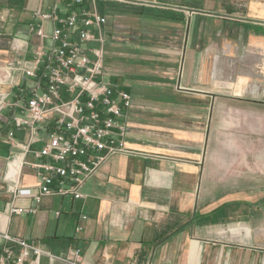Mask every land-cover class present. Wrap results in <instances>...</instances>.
Here are the masks:
<instances>
[{
  "label": "crops",
  "instance_id": "obj_1",
  "mask_svg": "<svg viewBox=\"0 0 264 264\" xmlns=\"http://www.w3.org/2000/svg\"><path fill=\"white\" fill-rule=\"evenodd\" d=\"M83 6L106 17L89 42L103 49V78L133 97L126 151L84 184V197L18 198L36 213L14 214L0 228L55 254L79 248L83 264H264V98L255 96L264 93V0ZM77 9L72 0H0V92L27 84L22 63L53 44L61 24L35 12ZM12 113L0 105V208L11 199L8 172L36 189L33 163L45 160L33 151L44 144L37 141L25 162H8L23 152L8 133L30 138Z\"/></svg>",
  "mask_w": 264,
  "mask_h": 264
},
{
  "label": "built area",
  "instance_id": "obj_2",
  "mask_svg": "<svg viewBox=\"0 0 264 264\" xmlns=\"http://www.w3.org/2000/svg\"><path fill=\"white\" fill-rule=\"evenodd\" d=\"M72 1L79 9L67 16L55 11L35 12L41 20L61 24L52 31L53 44L39 47L32 59L22 63L20 71L27 84L13 83L10 90L0 92V105L12 108L10 120L15 128L30 131L27 143H19L14 131L8 133L9 144L21 145L23 150L21 158L13 153L8 162H25V155L37 141L44 144L33 151L45 158L33 163L40 174L36 189L23 186L19 175L8 172L11 199L0 208V221L14 214L36 213L34 207L18 205V198L30 197L39 205L48 195L84 197V184L111 157L126 151L124 116L133 106V97L103 78V49L89 45L106 17L83 6L84 0ZM37 33L45 35L42 27ZM43 256L63 264H83L79 248L55 254L40 240L0 228V264H42Z\"/></svg>",
  "mask_w": 264,
  "mask_h": 264
},
{
  "label": "rangeland",
  "instance_id": "obj_3",
  "mask_svg": "<svg viewBox=\"0 0 264 264\" xmlns=\"http://www.w3.org/2000/svg\"><path fill=\"white\" fill-rule=\"evenodd\" d=\"M260 94V95H259ZM256 97H260V98H264V93L262 92H259L257 95H255ZM263 96V97H261ZM264 202V199L262 200Z\"/></svg>",
  "mask_w": 264,
  "mask_h": 264
}]
</instances>
